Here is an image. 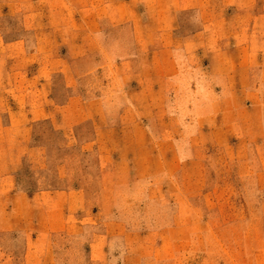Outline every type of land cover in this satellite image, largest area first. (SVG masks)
Segmentation results:
<instances>
[{
    "label": "rangeland",
    "instance_id": "obj_1",
    "mask_svg": "<svg viewBox=\"0 0 264 264\" xmlns=\"http://www.w3.org/2000/svg\"><path fill=\"white\" fill-rule=\"evenodd\" d=\"M19 1L0 0V128L14 126L2 142L20 133L21 143L4 171L31 195L80 196L40 256L264 264V0H208L210 19L200 7L183 10L172 57L150 49L135 63L125 59L141 42L131 23L111 31L110 59L96 39L95 53L78 62L70 44H81L90 24L52 19L47 27ZM206 20L208 32L187 39ZM154 59L155 71H138ZM72 63L90 72L72 75ZM37 234L30 223L0 231V264H28L22 255L29 240L39 245Z\"/></svg>",
    "mask_w": 264,
    "mask_h": 264
},
{
    "label": "crops",
    "instance_id": "obj_2",
    "mask_svg": "<svg viewBox=\"0 0 264 264\" xmlns=\"http://www.w3.org/2000/svg\"><path fill=\"white\" fill-rule=\"evenodd\" d=\"M15 6L27 7L26 16L29 19H47L45 22L47 27L50 22L51 26L53 25L52 19H77L78 27L86 22V24H90L83 27L87 36L86 39L83 38L81 44H70L75 52L74 56L78 57V62H87L88 56L95 53L93 48H96V39L107 49L104 54L110 59L115 54L114 41L117 40L111 31L117 24L125 22L132 24L137 39L141 41L140 46L135 47V51L125 54V59L129 57L133 63L144 60L145 56L150 54L148 52L150 49H152L151 54L154 56H164L168 59L173 55L172 51L175 44L172 41V33L178 27L180 12L200 7L205 13V19H210L208 18L210 11L208 0H20ZM48 19L51 20L48 21ZM253 21L256 24V19ZM208 27V20H206L201 33L196 30L195 34L189 35L187 39L197 40L201 34L208 32ZM248 28L252 32L254 26L251 25V28L250 26ZM86 31L93 34L94 47H91L92 36L90 33L86 34ZM50 33L49 36L47 34L46 40L54 36L52 30ZM154 40H157L158 44L151 48V41ZM250 54L254 55L256 52L252 50ZM157 64L159 65L155 59L152 64L147 61L141 62V68L138 71H155ZM71 70L72 75L74 73L77 76L90 72L87 67L83 71L79 70L75 63H72ZM158 70H161L165 76L172 71L166 66H161ZM74 97V94L71 95L66 102L70 108L76 102ZM13 115L19 116L20 113L13 112L11 116ZM13 128L14 126L0 128V152L12 156V159H7L9 157H5L7 154H4V157L0 158V231L14 230L30 223L34 232L36 230L38 233L34 239L39 245H34L36 247L33 248L29 240L22 258L24 259L25 256V263L28 264L31 262L53 264L48 254L44 258L39 253L45 249L48 253V235L66 226L64 219L67 216L65 212L67 205H70V210L74 209L80 201V196L72 192L61 191L31 195L21 188L15 189L14 179L12 180L4 170L7 168L6 165L16 164L15 155L19 152L18 148L21 145L20 133L14 134L12 140L9 141L10 143L2 142L10 137L9 134ZM10 183L13 185L6 188V185H10ZM5 191H10V194L4 195ZM33 223H35V227ZM31 255H36V258L31 257L29 259ZM4 257L0 250V262Z\"/></svg>",
    "mask_w": 264,
    "mask_h": 264
}]
</instances>
